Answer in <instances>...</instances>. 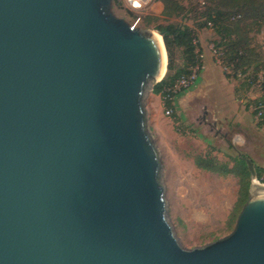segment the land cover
<instances>
[{
	"label": "water",
	"instance_id": "95a60500",
	"mask_svg": "<svg viewBox=\"0 0 264 264\" xmlns=\"http://www.w3.org/2000/svg\"><path fill=\"white\" fill-rule=\"evenodd\" d=\"M113 0H0V264H264V184L233 231L183 248L146 97L164 34Z\"/></svg>",
	"mask_w": 264,
	"mask_h": 264
},
{
	"label": "rangeland",
	"instance_id": "374dc122",
	"mask_svg": "<svg viewBox=\"0 0 264 264\" xmlns=\"http://www.w3.org/2000/svg\"><path fill=\"white\" fill-rule=\"evenodd\" d=\"M177 1L185 7V10L171 18L164 15L162 0H118L113 1L112 8L117 17L129 24L154 32H158L155 28L159 25L186 24L193 27L198 25V21H203L196 19L200 18L203 12L202 6L205 0ZM252 2L256 4L264 0H252ZM149 19L152 21L150 25H148ZM263 32L264 28L259 35H255V38L257 44L264 50ZM179 56L178 53V58ZM257 96L256 91L249 92L245 96V103ZM159 98L160 96L155 95L153 91L149 92L145 103L149 125L164 167L163 185L168 219L183 248L191 250L203 247L232 232L234 225L232 226L231 223L233 224L236 215L240 181L233 175L223 177L197 167L195 158L200 155L216 158L222 163H229L230 166L233 162L221 161L218 158L217 155L221 154V151L217 150L221 146L219 143L214 147L208 146L207 143L213 139L215 131L209 136L201 137L190 135L187 130L184 134L179 132L182 129L181 125H185L176 114L174 116L179 119L178 122L175 121L174 116L168 118L165 115L163 103L160 105ZM256 159L262 161L260 154Z\"/></svg>",
	"mask_w": 264,
	"mask_h": 264
},
{
	"label": "trees",
	"instance_id": "16d2710c",
	"mask_svg": "<svg viewBox=\"0 0 264 264\" xmlns=\"http://www.w3.org/2000/svg\"><path fill=\"white\" fill-rule=\"evenodd\" d=\"M162 3L167 18L185 10L177 0H162ZM202 7L203 12L196 21L199 19L203 21H198L197 26L168 24L155 28L164 34L169 64L166 77L154 87L153 93L163 99L167 94L166 90L179 78L190 74L193 68L203 66L199 32L211 28L218 38L213 42V47L219 53L222 66L227 69L225 71L227 78L237 83L235 93L238 98L246 99L245 96L251 91L258 93L255 99L248 100L245 107L252 112L258 127L262 128L264 126V50L257 44L255 35H259L264 28V2L255 4L252 0H205ZM151 22L149 19L148 25ZM164 107L171 108L173 105L165 103ZM174 117L178 122L176 115ZM181 127L179 132L184 134L187 127L183 125ZM195 163L201 170L223 177L233 175L239 178V199L233 224L231 223L232 226L234 225L233 231L237 218L249 198L251 173L247 163L243 158H239L231 167L229 163H222L216 158L202 155L195 158ZM255 169L258 180L264 184V167L255 166Z\"/></svg>",
	"mask_w": 264,
	"mask_h": 264
},
{
	"label": "crops",
	"instance_id": "0c3cea01",
	"mask_svg": "<svg viewBox=\"0 0 264 264\" xmlns=\"http://www.w3.org/2000/svg\"><path fill=\"white\" fill-rule=\"evenodd\" d=\"M215 40L212 29L199 32L203 69L197 84L176 97V115L190 135L209 136L215 131L207 144L214 147L219 143L221 154L217 156L221 161L231 160V167L239 158L264 167V126L258 127L245 99L240 100L235 93L236 82L229 80L225 68L216 62L212 50ZM159 102L162 105L161 97ZM259 154L262 161L256 159Z\"/></svg>",
	"mask_w": 264,
	"mask_h": 264
},
{
	"label": "built area",
	"instance_id": "2783aa9c",
	"mask_svg": "<svg viewBox=\"0 0 264 264\" xmlns=\"http://www.w3.org/2000/svg\"><path fill=\"white\" fill-rule=\"evenodd\" d=\"M204 4H205V1H203V5ZM263 41H264V32H263ZM212 50H213V53L215 55L216 62L219 65H222V61L219 58V53L217 52V50L214 49V47L212 48ZM201 59H202V55H201ZM202 69H203V66L202 67L197 66V67L193 68L190 74L183 75L181 78H179L176 81V83L173 86L169 87L166 90L167 94L162 99L163 107H164L165 103H172V105H173V107H171V108L164 107L165 115L168 118H172L174 116V114H175V100H176V97L178 95H180L181 93L192 89L197 84V81H198V79L200 77ZM225 71H227V69H225ZM256 181H257V183L262 184L258 180L257 177H256Z\"/></svg>",
	"mask_w": 264,
	"mask_h": 264
}]
</instances>
